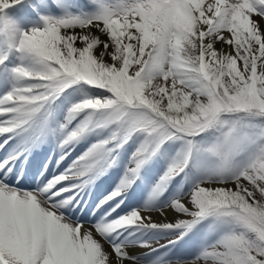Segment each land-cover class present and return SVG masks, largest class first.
I'll return each mask as SVG.
<instances>
[{
  "label": "snow or ice",
  "instance_id": "6c2138e0",
  "mask_svg": "<svg viewBox=\"0 0 264 264\" xmlns=\"http://www.w3.org/2000/svg\"><path fill=\"white\" fill-rule=\"evenodd\" d=\"M0 73V264H264V0H0Z\"/></svg>",
  "mask_w": 264,
  "mask_h": 264
},
{
  "label": "bare ground",
  "instance_id": "6f19581e",
  "mask_svg": "<svg viewBox=\"0 0 264 264\" xmlns=\"http://www.w3.org/2000/svg\"><path fill=\"white\" fill-rule=\"evenodd\" d=\"M0 79L3 77L0 75ZM6 82L10 81L11 77L8 80L3 79ZM7 88H0V93L6 91ZM43 149H37L33 154L28 156L27 161H21V168L27 169L29 174L34 173L37 169H43V164L46 162L45 155L42 154ZM151 165L147 166L146 169L141 173V179L137 180L133 185V188L130 189V194L126 195L125 203L128 206V210L130 211L132 208H140L145 205L149 192L156 179L158 178L157 174H154L150 169ZM60 170H57L55 166H51V170L47 173L49 178H52L53 173H56ZM123 174L122 168L110 170L106 176L101 177L99 183H94L91 186L90 191H86V193L81 194V199L86 201L87 204L94 205L96 201L103 197V195L111 188L114 187L116 183H118L120 176ZM176 190L170 187L169 191L165 193L163 197L156 203V206L162 207L164 204L168 203L169 200L175 197ZM171 218V217H170ZM155 237L154 233H144L139 232L136 233L135 236L132 237V242L135 241H151L152 238ZM163 242V241H161ZM163 251V250H162ZM150 259L149 257H144L141 261V264H146V261Z\"/></svg>",
  "mask_w": 264,
  "mask_h": 264
},
{
  "label": "rangeland",
  "instance_id": "374dc122",
  "mask_svg": "<svg viewBox=\"0 0 264 264\" xmlns=\"http://www.w3.org/2000/svg\"><path fill=\"white\" fill-rule=\"evenodd\" d=\"M81 1H83V0H81ZM32 2L34 3V0H32ZM69 2L72 3V0H69ZM75 2H76V3H79L80 0H75ZM80 4H83V3L81 2ZM23 7H24V6H21V5H18V6H16V7H13V8H11V9L7 10V15H8L9 17L13 18V19H20L21 16H22V9H23ZM69 10H70V11H73V12L77 11L76 8H71V9H69ZM88 10H89V9H87V8L84 9V11H88ZM31 11H33V12H35V13L37 12V15H36V14H33V15H32V14H31ZM31 11H30V9L28 8V16H29V19H30L32 25H36V24L39 23V16H40V15H45V14H47V13L45 12V10H43V9H36V8H34V7H31ZM52 14H54V15H60L61 13H60L58 10H55V11L52 12ZM28 26H29L28 23H24V24H22V27H28ZM15 63H16L15 58L12 57V56H10V58H9V60H8V66H9V67H12V66L15 65ZM2 74L6 77L5 80H8V79L11 77L8 73H2ZM152 165H153V166H152ZM151 166H152L153 168H151V167H150V168H151L152 170H154L153 173H154V174H157L156 169H157L158 167H161V166H162V162H161L160 164H157V163L154 161V162L151 164ZM100 179H101V178H100ZM100 179H98V180L96 181V183H99ZM189 187H190V183H185L184 186H183L182 191H180L179 193L177 192V189L179 188V185H173L171 188L174 189V190H176V194L183 195V194H185V193L188 191ZM199 229H200V233L203 234V233H205V232H207V231L210 230V224H209L208 222H205L204 224H202V225L199 226ZM154 238H155V237H154ZM154 238H152L151 240H153Z\"/></svg>",
  "mask_w": 264,
  "mask_h": 264
}]
</instances>
